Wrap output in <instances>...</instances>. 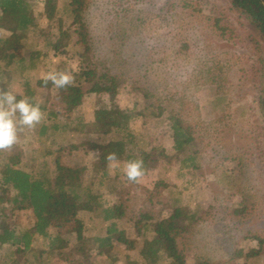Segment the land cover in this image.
<instances>
[{"label":"rangeland","instance_id":"1","mask_svg":"<svg viewBox=\"0 0 264 264\" xmlns=\"http://www.w3.org/2000/svg\"><path fill=\"white\" fill-rule=\"evenodd\" d=\"M65 1L57 0L58 14L49 27L53 32L59 21L68 26L63 13ZM44 3L45 0H32L39 22ZM85 19L95 58L121 78L115 98L118 105L130 110L136 101L140 108V89H146L168 110L186 118L196 135L197 166L179 176V156L173 152V139L163 119L166 112L160 118H152L138 114L137 109L129 128L138 145L146 149L161 145L171 155L169 163H158L137 181L125 176L124 161L113 159L106 165L104 186L98 185V153L87 146L73 150L68 147L84 140L97 141L95 135L78 130L58 132L57 142L49 146V138L40 137L36 128L29 129L21 141L20 165L26 170L35 168L42 162L40 150L49 146L50 172L51 160L57 155L68 164H85L83 183L92 182V190L101 201L111 203L126 198L132 207L143 205L153 182L163 178L167 183L162 191L165 199L178 197L186 209L198 207L202 214L189 249L180 252L185 264L226 262L230 257L234 264H264V243L259 253L251 255L259 246L249 236L259 233L264 237V106L260 105L264 99V35L231 8L228 0H89ZM9 34L0 27V36ZM44 37L45 34L41 39ZM35 41L32 32H27L23 49L32 48ZM79 50L75 47L57 54L45 53L27 74L35 79L50 72H70L80 63ZM7 91L19 92V88L13 85ZM54 92L53 86L49 93ZM46 94L47 90L41 88L37 99L46 110L55 112L59 121H75L78 116L89 121L93 109L107 102L104 95L85 92L82 103L67 114L54 99L46 100ZM241 190L250 194L248 199L253 206L244 218L230 211L239 201ZM168 208L166 203L151 208L152 221L165 217ZM32 220L31 212L25 209L0 212V226L24 228ZM117 222L134 234L132 221L122 218ZM84 229L81 243L75 239L71 220L55 221L50 226L51 231L61 232L69 245L81 244L86 252L82 264H129L139 260L141 237L131 251L120 244L108 255L96 254L93 237L105 231L99 212L85 219ZM41 247V239H35V252L25 253L16 264H66L57 249L37 254ZM6 248L0 246V256ZM125 253L129 254L128 259ZM170 260L163 255L156 264H170Z\"/></svg>","mask_w":264,"mask_h":264},{"label":"trees","instance_id":"2","mask_svg":"<svg viewBox=\"0 0 264 264\" xmlns=\"http://www.w3.org/2000/svg\"><path fill=\"white\" fill-rule=\"evenodd\" d=\"M228 2L231 8L243 15L249 24L264 35V5L260 0ZM88 3L89 0H66L63 13L69 20L68 26L64 27L59 21L56 31L53 32L49 27L58 14L57 0H45L40 22L34 16L32 0H0V27L10 32L7 36H0V91L17 85L19 92L14 93L18 99L28 97L33 103L39 104L46 117L34 128L40 137L49 138V146L57 142L56 134L62 131L78 130L95 135L97 141L84 140L78 144L71 143L68 147L73 150L87 146L98 153L95 167L98 185L101 186H104L108 175L106 165L110 160L118 159L125 163L140 160L142 175L158 163H169L171 155L163 146L150 145L146 149L138 145L129 128L134 109H137L138 114L152 118H160L166 112L163 119L166 120L173 139V152L179 156L178 175H183L190 167L197 166L195 159L198 150L194 147L196 135L192 123L178 112L168 110L159 98L146 89H140V108H137L136 101L130 110L118 105L115 98L121 78L94 56L93 41L85 19ZM27 32H32L36 41L32 48L23 49ZM43 34L45 37L41 39ZM39 43L41 46H38ZM75 47L80 48L77 52L80 63L69 72L73 76L70 86L57 88L51 81L46 83L41 77L32 79L27 74L39 64L45 53L57 54ZM53 86L55 92L50 94L49 90ZM41 88L47 90L46 100L51 97L67 114L72 113L82 103L85 92L104 95L107 102H102L93 109L92 119L89 121H84L81 116L76 117L75 121H59L57 114L46 110L45 105L37 99ZM260 105L264 106V99ZM28 130L26 126L21 127L17 143L10 149L0 151V212L5 214L6 211L25 209L33 216L32 224L24 228L0 226V246H7L0 256L1 264H16L17 259L25 253L35 252L33 242L37 238L42 243L37 254L57 249L61 261L66 264H82L86 252L81 244L77 247L69 245L65 236L58 230L51 231L50 226L55 221L71 220L75 239L82 243L85 238V219L93 212L100 213L105 228L104 234L93 237L97 255H108L112 250L118 249L120 244L127 251H131L138 237H141L139 260L129 264H156L163 255L171 258L170 264H185L180 252L189 249L195 226L202 219L198 207L193 210L186 209L178 197L165 199L162 191L167 183L163 178L153 182L143 199V205L132 207L126 198L105 203L100 200L99 194L93 192L92 182L84 185L87 171L85 164H68L62 162L57 155L51 160L53 169L50 172L52 153L49 146L39 152L42 162L35 168L26 170L20 165V161L21 141ZM249 196L246 191H240L239 201L230 210L233 215L244 218L252 211ZM165 203L169 207L166 216L152 221L151 208ZM122 218L132 221L134 234L118 225L117 221ZM249 236L259 246L251 255L259 253L264 237L259 233H251ZM124 255L125 259L129 258L128 253ZM232 258L226 262L206 264H234Z\"/></svg>","mask_w":264,"mask_h":264},{"label":"clouds","instance_id":"3","mask_svg":"<svg viewBox=\"0 0 264 264\" xmlns=\"http://www.w3.org/2000/svg\"><path fill=\"white\" fill-rule=\"evenodd\" d=\"M42 79L46 83L51 81L57 88L70 86L73 82V76L69 72H50ZM43 119L44 113L38 103H33L28 97L18 99L14 92L0 91V151L10 149L17 143L21 127L34 128ZM124 174L128 180L137 181L142 175V162H126Z\"/></svg>","mask_w":264,"mask_h":264},{"label":"water","instance_id":"4","mask_svg":"<svg viewBox=\"0 0 264 264\" xmlns=\"http://www.w3.org/2000/svg\"><path fill=\"white\" fill-rule=\"evenodd\" d=\"M260 2L264 5V0H260Z\"/></svg>","mask_w":264,"mask_h":264}]
</instances>
